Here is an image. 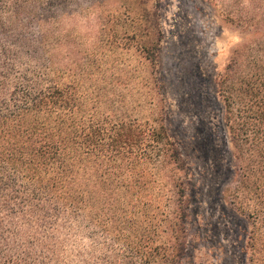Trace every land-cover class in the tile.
<instances>
[{"label":"trees","instance_id":"16d2710c","mask_svg":"<svg viewBox=\"0 0 264 264\" xmlns=\"http://www.w3.org/2000/svg\"><path fill=\"white\" fill-rule=\"evenodd\" d=\"M57 3L0 0V264H71L78 226L102 229L138 264H183L189 164L163 113L134 117L139 89L99 80L84 57L58 61ZM252 3L241 26L264 32V0ZM158 15L157 7L147 13L142 46L148 98L160 94ZM218 94L239 162L231 203L257 227L251 249L264 262V35L235 51Z\"/></svg>","mask_w":264,"mask_h":264},{"label":"rangeland","instance_id":"374dc122","mask_svg":"<svg viewBox=\"0 0 264 264\" xmlns=\"http://www.w3.org/2000/svg\"><path fill=\"white\" fill-rule=\"evenodd\" d=\"M252 1L262 0L57 3L53 27L58 61L70 66L84 57L99 69V80L139 89L132 92V114L146 119L163 113L169 134L189 164V245L183 264L264 263L259 255L253 259L251 249V232L257 227L231 203L239 162L218 94V80L235 51L263 38V31L241 26V14ZM156 7L163 40L152 76L160 94L155 89L148 98L152 77L146 88L144 68L150 65L142 46L151 37L147 13ZM122 69L127 75L113 77ZM133 70L137 73L129 79ZM67 248L71 264H138L102 229L73 227Z\"/></svg>","mask_w":264,"mask_h":264}]
</instances>
